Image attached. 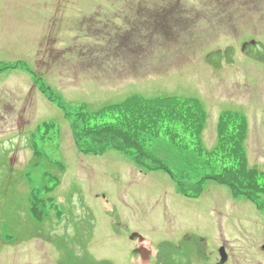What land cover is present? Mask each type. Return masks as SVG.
Masks as SVG:
<instances>
[{"label":"rangeland","instance_id":"rangeland-1","mask_svg":"<svg viewBox=\"0 0 264 264\" xmlns=\"http://www.w3.org/2000/svg\"><path fill=\"white\" fill-rule=\"evenodd\" d=\"M35 77L69 112L132 95L197 99L207 150L219 115L236 112L248 166L263 170L264 0H0V264H159L161 251L209 258L213 244L227 264H264V208L212 181L187 199L116 150L81 152ZM165 145L148 147L192 193L181 152Z\"/></svg>","mask_w":264,"mask_h":264},{"label":"trees","instance_id":"trees-1","mask_svg":"<svg viewBox=\"0 0 264 264\" xmlns=\"http://www.w3.org/2000/svg\"><path fill=\"white\" fill-rule=\"evenodd\" d=\"M15 66L27 71L23 65ZM33 79L46 98L64 112L81 152L100 155L109 149L116 150L132 158L142 170L166 173L175 183L177 192L185 198L196 199L202 193L203 182L212 181L226 187L234 198L243 197L256 207L264 208V203L259 201L264 195V169L248 166L244 116L230 111L221 113L216 144L207 150L201 139L206 113L197 99L132 95L96 111L80 104L74 112H69L49 87L37 77ZM43 127L48 130L52 124L44 123ZM159 138L164 139L166 147L170 145L181 152L182 161L179 159L178 165H185L184 173H189L196 181L192 193L180 176L182 172L172 171L160 158L161 154L150 152L148 145ZM31 196L29 212L37 221H42L46 216L41 210L44 201L39 192H32ZM50 208L55 210L52 203Z\"/></svg>","mask_w":264,"mask_h":264},{"label":"flooded vegetation","instance_id":"flooded-vegetation-1","mask_svg":"<svg viewBox=\"0 0 264 264\" xmlns=\"http://www.w3.org/2000/svg\"><path fill=\"white\" fill-rule=\"evenodd\" d=\"M147 7V6H146ZM212 254H210L209 258L198 257V252L193 251V253L190 254H182L180 256H176L178 259V262H175L172 259V255H170V258L165 259L163 251L160 252V256L158 257L159 264H227L229 257L226 252L225 246L219 245L217 248L214 247V244L212 246ZM222 254L224 255V259L222 261Z\"/></svg>","mask_w":264,"mask_h":264},{"label":"water","instance_id":"water-1","mask_svg":"<svg viewBox=\"0 0 264 264\" xmlns=\"http://www.w3.org/2000/svg\"><path fill=\"white\" fill-rule=\"evenodd\" d=\"M262 249L264 250V246L262 247ZM223 259H224V255L222 254V261H223Z\"/></svg>","mask_w":264,"mask_h":264}]
</instances>
